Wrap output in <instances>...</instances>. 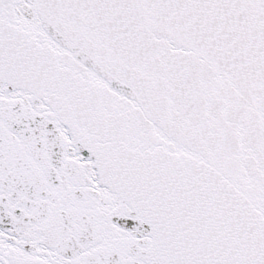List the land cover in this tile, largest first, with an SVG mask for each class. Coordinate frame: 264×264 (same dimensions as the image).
<instances>
[{"label":"snow or ice","instance_id":"6c2138e0","mask_svg":"<svg viewBox=\"0 0 264 264\" xmlns=\"http://www.w3.org/2000/svg\"><path fill=\"white\" fill-rule=\"evenodd\" d=\"M0 264H264V0H0Z\"/></svg>","mask_w":264,"mask_h":264}]
</instances>
